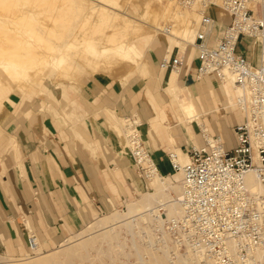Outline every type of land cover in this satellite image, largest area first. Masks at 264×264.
<instances>
[{
	"label": "crops",
	"instance_id": "crops-1",
	"mask_svg": "<svg viewBox=\"0 0 264 264\" xmlns=\"http://www.w3.org/2000/svg\"><path fill=\"white\" fill-rule=\"evenodd\" d=\"M208 9L215 20L209 42L215 44L229 19H220L212 6ZM176 38L179 43L163 36L151 39L155 40L151 63L142 62L145 76L136 82L122 84L112 77L92 75L68 89L55 85L66 98L67 118L62 112L46 110L50 106L46 98L55 97L54 90L35 92L45 99L30 94L0 99V255L27 252L31 234L43 247L52 248L98 214L146 192L147 181L132 157L122 151L127 116L137 114L157 174L172 175L176 182L180 172L175 173L170 151L182 154L193 145H206L205 131L221 136L228 149L236 146L235 127L245 119L233 107L236 91L216 74L198 77V50ZM181 42L182 67L162 68L161 60L181 54ZM262 44L260 51L257 40L242 37L237 53L259 65L263 39ZM184 96L187 107L181 102Z\"/></svg>",
	"mask_w": 264,
	"mask_h": 264
},
{
	"label": "rangeland",
	"instance_id": "rangeland-1",
	"mask_svg": "<svg viewBox=\"0 0 264 264\" xmlns=\"http://www.w3.org/2000/svg\"><path fill=\"white\" fill-rule=\"evenodd\" d=\"M209 7L203 0L191 5L182 0H0V99L10 94L45 99L35 92L54 90L55 97L46 98L50 104L46 110L62 112L67 118L63 109L66 98L55 85L68 89L92 75L112 77L122 84L136 82L145 76L142 62L151 63L150 49L155 44L151 39L163 36L172 43L180 41L176 35L187 12L194 17V27L185 43L195 42ZM213 8L220 19H229L224 8ZM166 26L171 27V34L164 32ZM257 41L261 51L262 39ZM183 42L178 45L181 54ZM4 61L7 69L1 66ZM101 65H117V74L103 72ZM15 68L20 69L18 74ZM233 107L239 109L237 103ZM125 118L139 120L137 114ZM120 121L123 128L124 120ZM123 139L122 151L130 155L128 140ZM170 152L181 158L178 151ZM138 172L148 184L144 194L98 214L81 231L52 248L37 240L40 248L34 252L29 248L21 255H0L1 264H216L192 249L177 246L166 225L179 214L168 216L173 199L181 194V172L177 182L172 175L158 178Z\"/></svg>",
	"mask_w": 264,
	"mask_h": 264
},
{
	"label": "built area",
	"instance_id": "built-area-1",
	"mask_svg": "<svg viewBox=\"0 0 264 264\" xmlns=\"http://www.w3.org/2000/svg\"><path fill=\"white\" fill-rule=\"evenodd\" d=\"M194 0H182L191 4ZM206 6L224 8L229 22L215 44L209 42L213 20L205 13L203 26L193 46L200 54L198 77L216 74L221 81L234 80L243 90L237 105L245 119L235 127L237 144L228 149L221 136L206 145H193L188 161L176 152L169 157L175 172H181L178 216L167 220L177 246L192 249L216 264H264V194L253 191L245 176L254 171L264 184V50L261 63L254 65L237 53L242 37L264 36V0H203ZM184 54L164 59L162 68L180 69ZM130 156L138 171L148 177L158 172L135 119H128ZM34 252L37 237L29 236Z\"/></svg>",
	"mask_w": 264,
	"mask_h": 264
},
{
	"label": "bare ground",
	"instance_id": "bare-ground-1",
	"mask_svg": "<svg viewBox=\"0 0 264 264\" xmlns=\"http://www.w3.org/2000/svg\"><path fill=\"white\" fill-rule=\"evenodd\" d=\"M192 4V3H191ZM190 4V5H191ZM16 10V9H15ZM193 27H194V17H193V15H192V13H187L186 12V14H185V23H184V25H183V28L181 29V32H179L180 34L179 35H176V37H178V38H180L182 41H188L189 40V38H190V35H192V30H193ZM170 26H166L165 27V30H164V32L165 33H169L170 32ZM198 34H199V31H198ZM198 34H197V36H196V40H195V42H193V44L194 43H196V41H197V38H198ZM261 39H264V36H262L261 37ZM9 48V47H8ZM50 57V56H49ZM22 59V58H21ZM36 62V61H35ZM32 63H33V60H32ZM2 65L1 66H3L4 68H6L7 69V66H9L5 61L4 62H2L1 63ZM115 66H117V65H115ZM115 66L114 65H112V66H109V65H107V66H103L102 67V65H101V67L99 66V69L100 70H104L103 72H107V73H110V74H113V73H116V72H114L115 70L114 69H116V71L118 70V67H116L115 68ZM10 68H11V66H10ZM9 70V69H8ZM19 70L20 69H18V68H15V71L17 72V74L19 73ZM179 69H177L176 71H178ZM119 73V72H118ZM21 74V73H20ZM117 74V73H116ZM115 74V75H116ZM114 75V74H113ZM22 76V75H21ZM24 78V77H23ZM18 79V78H17ZM20 80H23L22 78H20ZM19 80V81H20ZM2 81H1V78H0V83H1ZM19 83V82H18ZM18 83H16V84H18ZM225 83H227V84H230L231 86H232V88L236 91V97H237V95H242V93H243V90L240 88V87H238V86H236L235 84H234V80L233 79H229L228 81H226ZM21 84V83H20ZM19 85V84H18ZM22 86V85H21ZM175 90V92L177 93V94H179V90H177L176 88L174 89ZM176 94V95H177ZM178 96V95H177ZM180 96V95H179ZM177 98V97H176ZM181 102L187 107L188 106V99L187 98H185V97H182V100H181ZM236 103H237V100H236ZM190 110V109H189ZM189 116H191L190 115V113H189ZM115 119V118H114ZM135 122L137 123V124H140V122L139 121H137V120H135ZM125 124V126H124V129H125V138H127V136H128V133H127V131H128V129L130 128V124H132L131 122H129V120H127L126 119V123H124ZM203 131H205V130H203ZM205 133H207V138H208V140L209 141H211V142H213L214 140H215V137H214V135H210L207 131H205ZM181 154V153H180ZM181 158H182V160H181V158H180V161L181 162H186V161H188V159H189V157H188V155H187V153H185V152H183L181 155ZM188 157V158H187ZM157 169V168H156ZM158 170V169H157ZM157 173H159V172H156V171H154L153 173H151L150 174V177H151V175H153L154 177H156V176H158V178H159V175L157 174ZM245 179H246V182H247V184L249 185V187L253 190V191H263L264 192V184L262 183V182H260L259 181V179H258V177H257V175H256V173L254 172V171H249L247 174H246V176H245ZM180 196V195H179ZM179 196L176 198V199H173V203H172V206H170L169 207V213H168V216L169 217H171V215H175V214H177V213H180V211H181V207H180V205H179V203H178V198H179ZM36 249H38V243H37V246L35 247V250ZM200 256H202V255H200ZM206 257V256H205ZM49 258V257H48ZM54 260V259H53ZM18 261V260H17ZM205 261H206V259H205ZM204 261V262H205ZM207 262H209V261H207ZM40 263V262H39ZM206 263V262H205ZM0 264H1V262H0Z\"/></svg>",
	"mask_w": 264,
	"mask_h": 264
}]
</instances>
